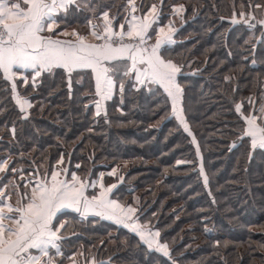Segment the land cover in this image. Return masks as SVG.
Listing matches in <instances>:
<instances>
[{
	"label": "trees",
	"instance_id": "1",
	"mask_svg": "<svg viewBox=\"0 0 264 264\" xmlns=\"http://www.w3.org/2000/svg\"><path fill=\"white\" fill-rule=\"evenodd\" d=\"M153 2L143 0L145 8ZM248 2L165 0L162 6L160 24L172 20L176 32L175 43L161 51L182 66L177 82L191 135L159 86L137 90L133 79L124 78L123 94L117 86L105 102L107 116L97 117L90 71L74 72L69 91L58 68L42 74L35 88L17 81L33 104L23 119L9 84L0 80V157L11 155L26 179L30 171L43 176L64 167L94 181L117 169L115 176H103L106 186L117 185L111 198L136 207L140 222L160 231L170 251L163 256L112 220L64 212L57 220L67 221L75 235L62 242L59 264L79 251L85 260L106 264H264V149H252L249 137L240 138L246 124L235 111L239 103L245 115L257 114L248 98L256 107L264 101V27L231 23L233 4L237 13L241 3L247 12ZM126 3L102 0L99 11L122 14ZM176 4L185 5L183 19L171 15ZM255 15L263 18L264 9ZM89 16L70 12L62 28L84 29Z\"/></svg>",
	"mask_w": 264,
	"mask_h": 264
},
{
	"label": "snow or ice",
	"instance_id": "2",
	"mask_svg": "<svg viewBox=\"0 0 264 264\" xmlns=\"http://www.w3.org/2000/svg\"><path fill=\"white\" fill-rule=\"evenodd\" d=\"M101 3L102 0H0V80L9 84L11 97L23 114L22 118H28V110L33 104L18 91L17 81L25 87L31 83L35 88L42 74L59 68L64 70L71 91L73 73L89 70L94 79V96L98 98L92 101L97 117L102 113L107 116L104 102L112 99L117 86L123 94L124 78H134L133 86L137 90L140 86L149 91H153L154 86L162 88L171 100L172 114L191 135L179 107L183 89L177 77L182 66L166 59L161 51L165 45L175 43L173 34L176 32L172 20L166 25L160 24L165 0H157L147 8L143 0L140 4L137 0H127L123 13L114 15H110V9L99 11ZM244 7L241 3L237 13L233 4L231 23L242 22L249 29H256L257 25L264 27V18L257 19L255 15L257 10L264 9V4H253L249 0V11L246 12ZM80 11L90 14L86 21L87 34L76 29L70 33L56 31L70 12ZM185 11L184 4L171 6L174 17L183 19ZM69 35L73 39L56 38ZM89 36L95 42H90ZM153 36L155 42L150 43ZM248 101L257 114L245 115L241 111L242 105L235 104V111L246 124L240 138L249 137L252 149H264V101L258 107L251 97ZM11 131L14 136L15 128ZM60 164H63V154L57 161V165ZM80 167V164L76 165V168ZM66 173L67 169L54 168L50 173L46 170L35 180V186L30 187L32 180L29 178L24 187L30 190L20 194L17 178L26 179L23 168L14 165L11 155L0 157V264H59L58 258L64 257L62 242L67 237L62 230H66L67 221H58L57 213L65 209L78 213L82 219L91 215L112 220L137 234L150 249L170 256L168 243L159 239L160 231H154L148 223H141L136 207L110 198L117 185L106 186L103 173L94 181L82 179L75 172L70 180L60 179ZM116 173L117 169L113 168L108 175L115 176ZM88 187H99V191L86 195ZM13 191L18 195L15 204L10 202ZM32 250H37L38 254ZM50 250H54V255ZM77 255L84 257V252L68 256L70 264H79ZM86 264L106 262L92 257L86 258Z\"/></svg>",
	"mask_w": 264,
	"mask_h": 264
},
{
	"label": "crops",
	"instance_id": "3",
	"mask_svg": "<svg viewBox=\"0 0 264 264\" xmlns=\"http://www.w3.org/2000/svg\"><path fill=\"white\" fill-rule=\"evenodd\" d=\"M81 22H82V21H81ZM81 22H79V23H81ZM63 23H64V21L61 22V24H60V28H58V29L56 30L57 32H60V31H67V32L70 33L73 29H76V30L79 31L81 34H87L88 31H89V29L87 28V26H86V27L84 26V27H85L84 29L78 28V27H76V26H74V27H70V28H67V27H66V28H62V26L64 25ZM79 23H77V25H78ZM114 23H115V22H114ZM117 29H118V27H117ZM44 34L47 35V33H44ZM56 38H60V39H73V37H71L70 35H69V36H60V37H56ZM89 41H90V42H95V41H92V38H91L90 36H89ZM152 42L154 43L155 40H151V41H150V43H152ZM16 70H17V69H14V71H16ZM133 80H134V78H133ZM105 102H106V101H105ZM105 102H104V105H105ZM179 107H180V109H182L181 101H180ZM182 114H183V111H182ZM59 166H61V165H59ZM60 169H66V168L61 167V168H58V169H55V170H60ZM108 173H110V172H103L104 176H105V175H108ZM71 174H72V173H69L68 170H67V173H66V174H62L61 177H60V179H68V180H70V178H71ZM29 175H30V179L32 180V184L30 185V187H31V186H35V180H36V179H39L41 176L38 175V174H35V176H34L33 171H30ZM99 178H100V177H99ZM99 178H98L97 180H99ZM28 182H29V178H27L26 181H24V183H22V182H18V184L20 185V187H19V189H18V191H19L20 194H23L25 191H29V190H30V188H29V189H25V187H24V185L27 184ZM96 189H98V191H99V187H97ZM90 190L93 191V190H95V189L92 188V187H88V188L86 189L85 194H86V195H89V192H88V191H90ZM89 196H90V195H89ZM17 198H18L17 192H16V191H13V193H12V197H11V201H10V202H11L12 204H15ZM110 198H111V196H110ZM111 199H112V198H111ZM64 212H65V213H73L70 209H65V210H62L61 212L57 213V218H58L59 215H61V214L64 213ZM73 214L78 215V217H80L78 213H73ZM64 221H65V220H64ZM54 222H55V221H54ZM69 228H70V227H69ZM62 233H63V235H65V236L67 237V239L72 238V237L75 235L74 232L71 231V229H68V222H67V228H66V230H62ZM32 251H33L34 254H38V251H37V250H32ZM50 252H52V254L54 255V250H50ZM62 258H63V257L58 258L59 262L62 260ZM76 259H77V261H79V264H86V260H85L83 257L77 255ZM64 264H70V261L67 259V261H66Z\"/></svg>",
	"mask_w": 264,
	"mask_h": 264
},
{
	"label": "water",
	"instance_id": "4",
	"mask_svg": "<svg viewBox=\"0 0 264 264\" xmlns=\"http://www.w3.org/2000/svg\"><path fill=\"white\" fill-rule=\"evenodd\" d=\"M252 23H255V21H251ZM244 26L248 27L247 25L243 24ZM88 217H98V216H88Z\"/></svg>",
	"mask_w": 264,
	"mask_h": 264
},
{
	"label": "rangeland",
	"instance_id": "5",
	"mask_svg": "<svg viewBox=\"0 0 264 264\" xmlns=\"http://www.w3.org/2000/svg\"><path fill=\"white\" fill-rule=\"evenodd\" d=\"M264 18V17H263ZM258 19V18H257ZM259 19H261V18H259ZM153 43V42H152Z\"/></svg>",
	"mask_w": 264,
	"mask_h": 264
}]
</instances>
